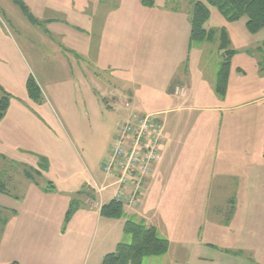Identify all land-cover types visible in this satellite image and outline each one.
I'll list each match as a JSON object with an SVG mask.
<instances>
[{
	"label": "crops",
	"instance_id": "obj_1",
	"mask_svg": "<svg viewBox=\"0 0 264 264\" xmlns=\"http://www.w3.org/2000/svg\"><path fill=\"white\" fill-rule=\"evenodd\" d=\"M78 1L77 7L58 5L55 10H40L39 17L35 16L56 36L57 29L52 31L58 23L67 22L70 26L72 17L84 22L79 24L80 30L74 31L81 41L79 47H55L62 68L72 70L76 65L93 69L91 81L86 82L79 76L82 86L88 85L91 97L104 95L127 115L132 111L157 113L165 125L161 157L147 179L139 205L126 207L129 208L126 216H137L138 221L155 226L169 240V251L158 264H176V260L191 264L177 255L183 249L201 244L232 253L230 247L234 246L228 243L232 235L249 228L248 219L242 216L241 198L247 195V177L253 174L252 169L260 160L261 146L247 141L246 135L236 143L223 140L230 128L227 121L223 127L224 113L220 112L248 103L245 102V77L240 76V68L234 74L231 70L227 94L222 97L216 91V76L207 74L208 63L201 60L206 48L202 46L206 43L217 42L216 49L225 54L221 37L222 29H226L225 19L216 16L218 9H211L207 22L211 24L214 18L219 26L209 28L214 34L194 48L190 39L191 0H156L152 7L144 6L141 0H121L115 4L104 0ZM227 34L228 49L234 50L231 34L228 31ZM103 70L116 73L117 79L109 87L97 72ZM21 78V96L10 98L9 108L0 121V155L14 154L12 157L25 176L19 179L10 176L19 185L18 194L11 193L3 182L6 192L2 194L13 200L14 205L11 208L0 204L1 210L7 209L11 214L5 217L11 236L7 239L4 263L43 264L35 256L32 244L35 238L44 237L38 228L46 225L56 237L53 244L63 251L46 259L48 264H101L104 256L123 242L127 218L103 216V205L113 201L114 195L105 201L104 193L108 189L99 193L94 187L93 195L85 198L66 222L70 196L26 175L25 166L39 163L30 157L31 152L39 150L38 138L49 139L50 131L37 113H44L42 105L29 97L27 79L24 89V78ZM177 88L184 92L177 93ZM239 130L243 135L245 131L260 132L240 126ZM15 147L19 153L13 151ZM107 153L108 149L102 155L101 169ZM93 184L106 183L93 180ZM185 199L190 202L185 203ZM199 199L206 201L200 209V214L205 216L203 223H197L196 219ZM188 212L195 218L190 220L189 216V221L186 220ZM205 231L206 239L203 238ZM96 239L99 240L97 247L90 259L84 261L88 246ZM160 257H146L143 264L155 263ZM203 257L204 261H214L209 256Z\"/></svg>",
	"mask_w": 264,
	"mask_h": 264
},
{
	"label": "rangeland",
	"instance_id": "obj_2",
	"mask_svg": "<svg viewBox=\"0 0 264 264\" xmlns=\"http://www.w3.org/2000/svg\"><path fill=\"white\" fill-rule=\"evenodd\" d=\"M21 1L34 17H39V11L45 8L55 10V7L64 4L77 7V4L80 3L78 0ZM104 1L108 4H115L121 0ZM211 9L216 11L217 8L211 6ZM49 12L51 13V11ZM217 13L216 16L219 15L220 20L225 19L223 15ZM0 19L2 20H0V28L3 30V34L0 35V98L5 94L11 98L15 96L19 98L21 96L19 79L24 78L22 85L25 89L26 79L30 75L35 78L43 93L42 100L37 103L42 105L44 110L43 114L38 111L37 113L46 122L50 138L45 140L41 137L38 138L39 150L37 153L31 152L30 157L39 163L34 166L29 165V168L33 171L36 182L41 185H51L58 192L70 196V200L74 202V208L78 210L84 199L93 195V180L99 184H108L112 181L106 179L101 169L102 155L107 152V149L109 153L113 137L127 113L117 108L113 101L104 95L96 94L91 97L87 83H85L86 87L82 86L83 82L79 81V76L89 82L94 77L93 69H83L81 66L77 68L76 65L72 67V70L62 68L61 59L55 53V47H79L81 41L74 35V31L80 30L79 24L84 22L78 20L77 17H72L73 23L71 22L70 26L67 22H60L58 27L52 31L57 29L55 32L59 35L56 36L55 33L54 35L49 33L51 31L46 29L45 22L40 20L32 22L14 0H0ZM225 23L226 30L231 34L233 41L232 48L235 50L230 59L231 70L234 74L237 67L241 69L240 76L245 77V102L248 103L236 109L220 112L224 113L223 127L227 121V126L230 128L225 131L223 140L236 143L242 141L243 136L246 135L247 141L257 142L261 146L260 160L255 166L257 168L254 167L253 174L247 177V195L241 198L242 216L248 219L249 228L232 235V240L228 241L230 245L234 246L230 247L232 253L221 249L218 251L211 246L201 244L181 250L177 257L179 256L180 260L191 264H220L221 262L264 264V28L257 33H252L247 28L246 16L234 22H228L225 19ZM205 26L209 30V28L219 26V22L212 18L211 24L207 22ZM60 33L66 35L61 36ZM215 37L219 39L217 35ZM199 45L201 43L193 42L194 48ZM202 47H206L203 48L201 60L208 63L207 74L215 75L217 78L216 74L221 68L223 60L226 59V55L223 52H218L215 41L206 43ZM194 56L197 55L192 54V57ZM97 72L106 87H109L117 79L115 72L104 70ZM196 113L202 112L196 111ZM139 114L145 115L144 113ZM239 126L245 127L247 130L249 128L260 130V132L245 131L243 135ZM13 151L19 153L17 147L13 148ZM12 156L9 153L7 157L0 155V182H4L11 193L18 194L19 185L16 186L14 181L10 180V176H15L16 179L25 176L23 169ZM114 194V188L108 189L104 193L105 201ZM12 201L0 190V204H7L13 208ZM204 202L206 205L205 200H197L199 212L196 218L197 223H203L205 220L204 214H200ZM128 209L124 206L122 218H130L129 215L126 216ZM8 211L0 209V264H6L4 256L7 251V239L11 236H9L11 229L6 226L9 224L7 223L8 219H5L6 216L11 215ZM161 216H164L162 212ZM189 216H191L190 220L195 218L188 212L185 215V219L188 221ZM131 218L137 221L139 219L137 216ZM242 228L244 229L243 226ZM203 230H205V226ZM38 231L42 232L44 237L35 238L32 247L37 259L43 260V264H48L46 259L63 251L53 244L56 242L53 229L45 225L38 228ZM123 237L125 243H130L132 240L130 234H125ZM203 238L206 239V231ZM96 240V242L93 240L91 246H88L90 249L87 247L84 261L89 260L92 256L99 242L98 239ZM203 256H209V259L214 261H208V259L204 261ZM162 257L157 258L155 263L148 262V264L162 263ZM176 264L183 263L176 260Z\"/></svg>",
	"mask_w": 264,
	"mask_h": 264
},
{
	"label": "trees",
	"instance_id": "obj_3",
	"mask_svg": "<svg viewBox=\"0 0 264 264\" xmlns=\"http://www.w3.org/2000/svg\"><path fill=\"white\" fill-rule=\"evenodd\" d=\"M156 0H141L147 7L154 6ZM24 12L29 16L32 22L37 19L29 11L28 7L21 0H14ZM193 11L191 16L190 39L194 43H202L214 34L206 28L205 24L211 17V6H215L228 22H234L247 17V28L252 33H257L264 28V0H191ZM222 49H226V59L221 65L216 78V91L224 97L227 94L229 77L231 72V55L235 52L229 50V38L225 28L221 31ZM27 91L29 97L35 102H40L43 97L40 86L35 78L30 75L27 79ZM10 96L5 94L0 98V121L10 105ZM26 175L35 180L33 171L25 166ZM0 190L6 192V187L0 182ZM71 201L66 213V222L73 216L76 209ZM101 214L109 218H122L124 216V206L120 202L111 201L103 205ZM125 234H130L132 240L130 243L120 242L116 249L107 253L101 264H143L144 259L150 256L165 255L170 248L168 239L162 237L157 228L153 225H147L143 222L128 218L124 226ZM13 264H19L14 262Z\"/></svg>",
	"mask_w": 264,
	"mask_h": 264
},
{
	"label": "built area",
	"instance_id": "obj_4",
	"mask_svg": "<svg viewBox=\"0 0 264 264\" xmlns=\"http://www.w3.org/2000/svg\"><path fill=\"white\" fill-rule=\"evenodd\" d=\"M183 92L177 88V93ZM125 105L130 107L129 102ZM164 129V122L157 113L141 115L132 111L126 115L102 165L106 179L112 181L103 186L95 184L96 191L101 193L114 188V201L136 208L153 166L161 157Z\"/></svg>",
	"mask_w": 264,
	"mask_h": 264
}]
</instances>
